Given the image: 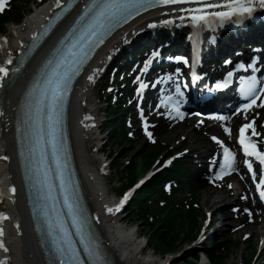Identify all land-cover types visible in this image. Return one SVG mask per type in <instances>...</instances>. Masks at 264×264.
<instances>
[{
    "label": "snow or ice",
    "instance_id": "obj_1",
    "mask_svg": "<svg viewBox=\"0 0 264 264\" xmlns=\"http://www.w3.org/2000/svg\"><path fill=\"white\" fill-rule=\"evenodd\" d=\"M160 5H181L179 8L172 9V11L180 13L178 16L180 24L176 26L179 27L188 22L197 31L204 28L212 29L214 24L217 27H223L227 22L242 25L245 21L253 19L258 10H264V0H88L85 3L73 27L59 42L60 46L55 48L53 55L44 62L23 105L25 109V148L29 157L28 163L34 174V184L39 193L38 207L51 237L54 264H108L100 244L95 240L91 231L88 210L80 202V196L68 168V156L60 131L66 94L71 89L73 79L80 74L86 62L91 59V54L105 42V38L116 27L120 26L122 22L127 23L135 16H139L142 11ZM6 6L7 0H0V12H3ZM72 7L73 0H68L63 8L61 0H56V8H62L64 12ZM54 15L59 18V13ZM175 23L174 19L168 18L149 23L147 27L156 28L158 25L169 26ZM39 38L40 34H34L32 47H35V41ZM188 39L191 40L192 37H188ZM210 39L212 43L216 42L215 36H211ZM152 55L158 56L159 52L154 50ZM174 59L177 62H183L184 65H190V61L186 57L176 56ZM13 63L14 61L9 55L5 63L0 64V87L4 86V81L11 72L20 70L23 61L16 68H10L9 66ZM224 63L232 65L233 62L225 60ZM240 70L245 72L250 70L252 73H256L260 69L255 61L237 62L233 70L227 71L222 76L216 84V88L222 89L229 85L234 74ZM94 71L99 72L102 69ZM175 71L177 82L174 95L167 96L160 103L165 107L173 105L176 114L183 119L179 104L184 97V92L178 82L180 69L177 68ZM87 79L94 82L95 76L89 75ZM168 79H172L171 74L168 75ZM134 82L138 85L136 93L139 97L143 90L149 87V84L145 83L139 75ZM158 82H160L159 79L152 83V86L154 87ZM184 87H187V84ZM239 95L245 102L239 104L234 115L243 114L247 119L250 110L264 108V79L258 78L255 74L240 76ZM258 100L259 103H257ZM140 115L144 120V131L148 139L152 140V132L148 130L149 125L144 118L143 109H140ZM167 115L171 117V112ZM217 118L227 119L225 116ZM249 130L251 136L246 135ZM224 132L231 135V130L228 127L224 128ZM251 137H259L260 142L264 143V134L257 131L255 118L239 128L238 144L246 157L244 164L247 166L248 172L251 173L253 181L256 180L257 173L253 170V163L247 157H255L261 166L259 181L255 187L259 191V199L264 201V190H261L264 188V150H260L257 141ZM211 139L222 149V161L218 163L219 171L215 173L216 178H221V174L229 170L237 171L235 153L216 136ZM21 155L23 156L24 152H21ZM3 158L8 159L6 156ZM170 163L171 161H165V166ZM12 192H15V188L12 189ZM130 195V192L125 193L118 204L106 206V211L109 214L120 212ZM60 197H62V204ZM58 205L61 206L58 208ZM244 211L251 218V211L247 208ZM3 218L6 217L0 214V219ZM2 236L3 229L0 228V237ZM203 239L204 236L201 234L200 240ZM0 249L5 252L9 251L2 239H0ZM0 264H7V258L0 260Z\"/></svg>",
    "mask_w": 264,
    "mask_h": 264
},
{
    "label": "bare ground",
    "instance_id": "obj_2",
    "mask_svg": "<svg viewBox=\"0 0 264 264\" xmlns=\"http://www.w3.org/2000/svg\"><path fill=\"white\" fill-rule=\"evenodd\" d=\"M48 11L49 5L47 3L42 4L40 8H37L35 12L28 16L25 23L12 27L7 37H0V45H2L0 47V64H4L9 55H11L13 61L15 60L27 46L30 41L29 37L37 29L41 18L46 16ZM43 48L35 54L19 74L10 78V82L3 90L1 97L5 108V117L0 119V178L2 181H9L12 178L14 181L17 188V197L13 198L14 202L7 208V211L13 212L15 218L19 219L16 239L9 243V247H7L9 249L8 252H5L3 249L1 250L2 259L0 260L7 258V264H48L42 250L40 252L35 236L32 233L27 205H25L24 196L21 195L13 128L14 114L21 91L33 74L36 67L35 63ZM98 73L95 71L89 74L95 76L94 82H96ZM87 81L82 83L77 92L73 107V120L75 135L77 137L81 136V139L78 138L77 140L76 149L82 172L88 184L89 195L87 194V196L91 205L93 202L92 210L94 218H99L96 221L98 225H101L99 229L105 238V244L109 248V255L113 262L116 264H156L141 257L140 252L143 243L142 241L134 240V232L120 225L119 219L107 221L106 206H110L107 196L110 195V192L102 187L101 180L96 177V170L92 162H96L97 157L90 154L87 155V150L92 146L93 141L97 139V136L93 132L92 121L97 117L96 111L98 110V106H95L93 101L94 82L88 79ZM94 125L97 126L98 123L95 122ZM82 127H86V129L81 130ZM98 142L100 143V141ZM5 156H9L10 160L3 159ZM206 199H209L207 205L210 207H215L221 200L211 199L210 195ZM218 213L219 210L214 211L213 220L218 219ZM160 264H164V261L161 260Z\"/></svg>",
    "mask_w": 264,
    "mask_h": 264
},
{
    "label": "rangeland",
    "instance_id": "obj_3",
    "mask_svg": "<svg viewBox=\"0 0 264 264\" xmlns=\"http://www.w3.org/2000/svg\"><path fill=\"white\" fill-rule=\"evenodd\" d=\"M11 25H9L5 32L9 30ZM2 33V32H0ZM97 92V91H96ZM94 100L96 102H98V99H97V93L95 94L94 96ZM104 110V108H103ZM102 110V112H103ZM102 112H101V115H102ZM111 131L112 130H109L108 132H106V136L107 138H109V141H108V144L106 143L105 140H102L100 146L104 145V149H105V153H108L109 151L112 150V152L115 153V162L116 163H119V164H123V167H124V164L129 162V161H139L142 159L143 157V154L146 150V146L140 144V143H136L134 145H132L131 143H125L126 145L122 146L120 143H118L119 141H115L114 138L111 137ZM183 131H179V132H175L173 133V136L172 138L173 139H178L180 137V133H182ZM179 133V134H178ZM110 136V137H109ZM164 139V138H163ZM112 157V155H111ZM110 157V158H111ZM120 174L118 173V170L117 171H113L111 173V176H109L107 179H108V188L109 190H112V191H116L118 192V186L121 184V183H117L116 180L119 178ZM201 202L204 203L205 200V197L208 193V190H202L201 192ZM216 193V192H215ZM230 197V196H229ZM233 198H227L225 201L219 203V205L215 206L217 208H219L220 206V209L224 206H227L229 203L228 201L232 200ZM206 205L204 204V210L206 209H211V210H214V208H210L207 206L205 207ZM222 212V211H221ZM220 215L222 216V218L224 217H227L228 215H230V213H220ZM125 223H127V225L133 227L132 230H135V229H139L141 230V232H143L145 234V237L143 238H140V241H143L144 244L147 243V239H148V235H147V231H146V226L143 225V224H139L137 222H132L130 220V216L127 215L126 219H125ZM218 223H220L222 225V229L221 231L218 233L220 236H222V238H226V237H231V236H237V237H242L243 233H250L251 235V240L252 241H256L255 240V234H251L252 232V227H248L247 228H244L240 231H238L235 235H230V233L228 232L229 230L226 228V224L229 223V220H228V217L225 219V222H224V226L222 224V222H220V220H218ZM218 227V224L215 223L214 224V227L213 229L217 228ZM192 246V243H183V242H178L176 243V251L172 253V256H174V259H173V264H187L185 260H183V256H185L187 254L188 251H190L191 249L193 248H196V247H193L191 248ZM151 250V249H149ZM148 250V251H149ZM152 251H149V253H151ZM250 253V248H249V244L247 243H243L240 245V247L234 251L230 257V259L228 260V264H238V262L240 263V260L241 258H243V255L246 256Z\"/></svg>",
    "mask_w": 264,
    "mask_h": 264
},
{
    "label": "trees",
    "instance_id": "obj_4",
    "mask_svg": "<svg viewBox=\"0 0 264 264\" xmlns=\"http://www.w3.org/2000/svg\"><path fill=\"white\" fill-rule=\"evenodd\" d=\"M20 15L19 12H15V14L12 17H17ZM11 15H5L2 19L1 25L4 26L11 18ZM134 213V211H131ZM135 214V213H134ZM144 216V215H143ZM141 221H144V219L141 218ZM151 227V235L154 236L155 242L157 241L158 244H161V247H165L167 250L173 249L175 245V241L180 238L181 230H178L177 228L173 227L172 225H165V229L160 228H152L153 225H149ZM194 264V263H192ZM215 264H220V262H217Z\"/></svg>",
    "mask_w": 264,
    "mask_h": 264
}]
</instances>
